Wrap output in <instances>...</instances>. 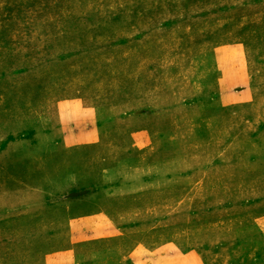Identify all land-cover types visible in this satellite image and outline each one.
Segmentation results:
<instances>
[{"label": "rangeland", "instance_id": "1", "mask_svg": "<svg viewBox=\"0 0 264 264\" xmlns=\"http://www.w3.org/2000/svg\"><path fill=\"white\" fill-rule=\"evenodd\" d=\"M167 243L264 264V0H0V264Z\"/></svg>", "mask_w": 264, "mask_h": 264}, {"label": "crops", "instance_id": "2", "mask_svg": "<svg viewBox=\"0 0 264 264\" xmlns=\"http://www.w3.org/2000/svg\"><path fill=\"white\" fill-rule=\"evenodd\" d=\"M222 99H223V103H224L225 107L228 106L231 103V99L227 98L226 93H224V96H222ZM90 130H92V129H90ZM169 246H170V243H167V244L163 245L162 252H160L159 254L155 255L154 259L152 258V260H153L152 262H156L157 264H168L167 263L168 262V256L170 255L168 253V247ZM180 257H181V254L179 252H175V255L170 260L175 259L176 263L182 264L184 262H181L182 258L180 259Z\"/></svg>", "mask_w": 264, "mask_h": 264}]
</instances>
